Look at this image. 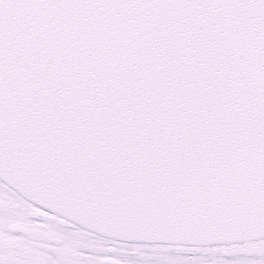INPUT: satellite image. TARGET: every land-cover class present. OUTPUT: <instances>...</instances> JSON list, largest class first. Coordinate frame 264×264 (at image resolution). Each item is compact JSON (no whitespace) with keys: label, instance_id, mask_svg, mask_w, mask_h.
I'll return each mask as SVG.
<instances>
[{"label":"snow or ice","instance_id":"6c2138e0","mask_svg":"<svg viewBox=\"0 0 264 264\" xmlns=\"http://www.w3.org/2000/svg\"><path fill=\"white\" fill-rule=\"evenodd\" d=\"M0 264H264V0H0Z\"/></svg>","mask_w":264,"mask_h":264}]
</instances>
